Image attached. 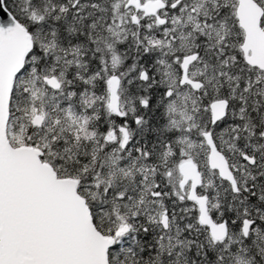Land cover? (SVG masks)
<instances>
[{
    "label": "snow or ice",
    "instance_id": "1",
    "mask_svg": "<svg viewBox=\"0 0 264 264\" xmlns=\"http://www.w3.org/2000/svg\"><path fill=\"white\" fill-rule=\"evenodd\" d=\"M0 13V264H264V0Z\"/></svg>",
    "mask_w": 264,
    "mask_h": 264
},
{
    "label": "water",
    "instance_id": "2",
    "mask_svg": "<svg viewBox=\"0 0 264 264\" xmlns=\"http://www.w3.org/2000/svg\"><path fill=\"white\" fill-rule=\"evenodd\" d=\"M5 18V14L0 13V19H4Z\"/></svg>",
    "mask_w": 264,
    "mask_h": 264
}]
</instances>
